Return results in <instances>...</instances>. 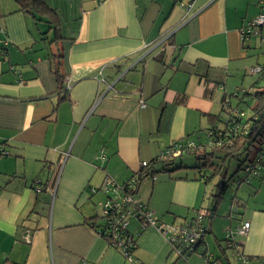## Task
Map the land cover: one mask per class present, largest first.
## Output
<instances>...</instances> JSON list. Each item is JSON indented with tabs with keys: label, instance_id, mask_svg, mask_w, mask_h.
<instances>
[{
	"label": "crops",
	"instance_id": "obj_1",
	"mask_svg": "<svg viewBox=\"0 0 264 264\" xmlns=\"http://www.w3.org/2000/svg\"><path fill=\"white\" fill-rule=\"evenodd\" d=\"M45 2L56 31L0 0V148L8 152L0 154V264H143V248L149 264H165L170 250L156 226L131 222L138 234L128 260L86 217L105 198V175L127 183L172 142L203 140L224 117L223 101L252 89L247 72L264 66V40L240 29L264 0ZM175 163H152L133 190L166 224L191 218L213 192ZM34 179L45 189L36 192ZM239 211L250 222L241 249L264 257V210L244 203ZM226 214L210 225L216 253L205 238L215 255V241L237 224Z\"/></svg>",
	"mask_w": 264,
	"mask_h": 264
},
{
	"label": "trees",
	"instance_id": "obj_2",
	"mask_svg": "<svg viewBox=\"0 0 264 264\" xmlns=\"http://www.w3.org/2000/svg\"><path fill=\"white\" fill-rule=\"evenodd\" d=\"M15 2L17 4L16 7H18L17 9L19 11L31 15L33 17L44 18L46 22L50 24L53 31H56V13L53 9L47 6L45 0H15ZM54 59L57 58L54 57ZM57 67L58 62L56 61L55 64L53 63V68L57 77L56 81H58L59 85V93H62L65 97L67 92V86L66 83L62 81L63 78L61 74L58 73ZM255 76L256 80L253 82V84H251V90L242 89L238 92H235L234 94L235 102L234 104H232V110L238 109V111L243 113L242 116H234L232 110H224V117L221 120L218 119L213 121L210 126L205 129L204 136L202 137L203 140H190L195 141L196 145L202 146V149H200L201 151L186 150L181 155L168 159H159L157 157L151 160L147 164V166H140V170L137 171L131 177L134 178V185L136 187L139 181L142 179L141 177H143L148 172L149 167L153 166L152 163H159L165 167L168 162L173 161L176 157H180L184 154H187L189 151L193 152L196 159V165L191 169H194L196 171V176L198 180H202L203 182L208 184L213 178L217 177V181L215 182L214 186H212L213 192L211 194V197L209 198V202L207 203V205H204L194 210V213H200L201 215L202 221L200 225L203 226L204 233L201 238H198L193 253H196L202 259V264H237L236 251L234 250V246L228 238H225V232L227 230L234 229L238 225V223L244 221L241 217V212L239 211L241 210V208H243L244 204H241L240 199H238L236 194H233L229 198V206L228 210L226 211V217L228 218V220L235 221L237 224H235V226L232 228H226L224 230L223 237H221L222 239L215 241L219 253L215 255L210 252L208 245L205 241V237L211 233L210 225L213 219L215 218V211H217L219 204L222 201L221 199L224 198L228 189L226 175L228 161L232 158L237 157L242 152L245 153L244 158L242 160H239L238 166L234 173H232L233 175L231 176L232 182L235 185L234 191H237L239 189L238 186L240 185L249 186L252 181H261L263 177L262 172H264V154H262L263 148H261V146L264 144V73L262 75ZM235 123L240 124L238 125V128L235 127ZM218 131L221 132V135L218 134ZM228 131H231V133L227 136V139L223 137V133ZM184 140L187 139H180L177 141ZM209 141H213V144L209 145ZM261 154L262 157L259 162H257L256 158ZM254 164L258 165V169L256 170V172H250L246 170V167H250ZM32 183V186L34 188L36 186H39L40 191L45 189V185L41 183L39 179H34ZM253 192H255V190ZM133 194H135V191H133ZM232 205L234 210L230 212L231 210H229V207ZM194 215L192 217H194ZM86 219L87 223L93 228V230H95L102 238L106 240L105 242L108 243V236L105 234V230H103L104 220L100 217V215H98L97 210H90ZM134 220L135 219H133L132 221ZM135 221H137L139 224V227H137V229L142 230L140 229V221ZM155 222L156 225L159 226L161 224H166L157 220H155ZM128 231L130 234H132V245L127 250V254L130 255L132 259V253H134L136 249V236L138 233L133 232L131 229H129ZM199 246H201V248H199ZM118 251L121 253V255H123L120 250ZM207 256H209L210 258L207 259ZM177 257L184 258L182 255L179 254L177 255ZM250 258L251 262H253L254 264H261L264 262V257L250 256Z\"/></svg>",
	"mask_w": 264,
	"mask_h": 264
},
{
	"label": "built area",
	"instance_id": "obj_3",
	"mask_svg": "<svg viewBox=\"0 0 264 264\" xmlns=\"http://www.w3.org/2000/svg\"><path fill=\"white\" fill-rule=\"evenodd\" d=\"M260 9L261 11L254 18L246 21L240 29L242 38L246 39L253 35L259 37L260 40H264V2H262ZM249 73L252 75H262L264 73V66L256 64L249 68ZM139 103L141 107L144 106L143 100H140ZM222 105L226 108V111L232 110L229 99H225ZM232 111L234 116L243 115L238 109H233ZM238 125L240 124L235 123V127L238 128ZM230 133L231 131L224 132L223 137L228 139L227 136ZM218 134L221 135V132L218 131ZM208 143L212 145L213 141H209ZM261 148H263L262 154H264V144ZM200 149H202V146L196 145L195 141H174L162 151H159L158 158L168 159L181 155L186 150L201 151ZM0 154H8V152L0 148ZM262 154L257 156V162L261 159ZM147 164V161H142L139 166L144 167ZM257 167L258 165L254 164L246 167V170L256 172ZM101 180L100 189L106 195L102 201L97 203L99 205L97 212L104 220L103 230H105L104 232L108 236L109 241L107 242L110 247L120 250L125 258L131 260V256L127 254V250L132 245V234L129 233L128 228L131 221L135 219L140 221V229H144V227L150 225L158 226L156 228L160 230L162 237L169 243L172 251H175L176 255L179 254L187 258L194 252L198 238H201L204 233L203 226L200 225L202 221L200 213H194V217L189 220H184L182 223L161 224L159 226L156 225L148 206L140 202L135 197V194H133L132 190L135 187L134 178H131L127 183L119 184L107 174ZM34 189L36 192H40L39 186H36ZM91 191L93 193L95 189H91ZM229 210H231L230 212L234 210L233 205L229 207ZM249 223L246 220L241 221L234 229H229L225 232V238H228L232 242L234 250L236 251L237 264H254L251 262L250 256L241 249V237L247 234L250 227ZM209 258L207 256V259ZM78 264H87V262L81 260Z\"/></svg>",
	"mask_w": 264,
	"mask_h": 264
},
{
	"label": "rangeland",
	"instance_id": "obj_4",
	"mask_svg": "<svg viewBox=\"0 0 264 264\" xmlns=\"http://www.w3.org/2000/svg\"><path fill=\"white\" fill-rule=\"evenodd\" d=\"M248 74H250L251 76H253L251 73L247 72ZM244 154L245 153H240L237 157L232 158L228 161V167H227V183H228V189L227 192L224 196L223 199H221L222 201L219 204V207L217 209V211H215V218L216 220L218 218H224L225 216V211H227L228 208V204H229V198L233 195L236 194V196L238 197V199H240L241 204L247 203V207H259V209L264 210V172L263 173V177L261 179V181H252L251 184L248 185H240L238 186L239 189L237 191H234L235 189V185L232 182L231 176L233 175L232 173H234V171L236 170L239 160H242L244 158ZM174 161L176 162L175 164L180 163V161H182V164L186 167L189 168H193L196 165V159L195 156L193 154V152L189 151L187 154H184L180 157H176L174 159ZM217 181V177L213 178L208 184H207V189H208V193L209 191H212L213 188L212 186H214L215 182ZM255 190V192H253ZM97 198H95L94 200V204ZM101 201V200H100ZM93 205V204H92ZM98 204L95 206L93 205L91 210L94 209L98 210ZM190 219V218H188ZM178 223V222H176ZM215 226L221 227L220 224H216ZM216 229L217 234H220V231H222V227L221 229L219 228ZM211 236L207 235L206 240L209 242V247L211 249V251H213L214 253H216L215 248L213 243L211 242ZM164 238V237H163ZM167 242V241H166ZM168 243V242H167ZM169 246V250L168 253V261H166L165 264H189L192 263V261L194 263L192 264H202V259L196 254H190L187 258H178L175 251L171 250L170 245ZM199 248H201V246H199ZM142 253L144 254V262L143 264H149L150 262V252L147 249H142ZM261 264H264L261 263Z\"/></svg>",
	"mask_w": 264,
	"mask_h": 264
}]
</instances>
